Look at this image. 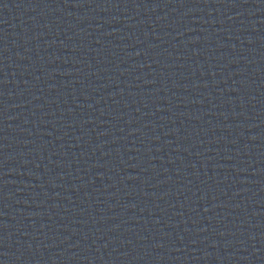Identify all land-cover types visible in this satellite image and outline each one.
<instances>
[{
	"label": "water",
	"instance_id": "1",
	"mask_svg": "<svg viewBox=\"0 0 264 264\" xmlns=\"http://www.w3.org/2000/svg\"><path fill=\"white\" fill-rule=\"evenodd\" d=\"M0 264H56L1 191Z\"/></svg>",
	"mask_w": 264,
	"mask_h": 264
}]
</instances>
